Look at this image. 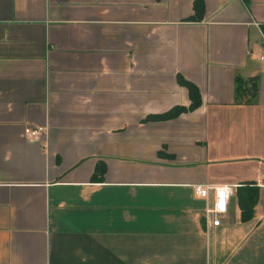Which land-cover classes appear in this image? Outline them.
<instances>
[{
	"label": "crops",
	"instance_id": "crops-1",
	"mask_svg": "<svg viewBox=\"0 0 264 264\" xmlns=\"http://www.w3.org/2000/svg\"><path fill=\"white\" fill-rule=\"evenodd\" d=\"M194 1L0 0V264H264V0Z\"/></svg>",
	"mask_w": 264,
	"mask_h": 264
},
{
	"label": "trees",
	"instance_id": "trees-1",
	"mask_svg": "<svg viewBox=\"0 0 264 264\" xmlns=\"http://www.w3.org/2000/svg\"><path fill=\"white\" fill-rule=\"evenodd\" d=\"M202 8H203L202 0H195L194 10L197 15L200 14V12L202 11ZM260 28L264 36V23L260 25ZM179 83L186 87L188 91V96L190 99V105L188 107H174L173 109L165 113L154 116V118H159V119L170 118L172 116L178 115L181 112H184L187 110H193L200 106L201 94H200L199 88L191 81H188L181 77L179 78ZM242 85H243L242 81L238 80L237 90L240 89ZM248 89L250 93L253 95L256 89L255 84L254 83L251 84ZM257 196H258L257 189L253 186H249V184H244L237 189L238 205L240 207L241 218L243 220H247L250 217H252L254 213V208L257 203Z\"/></svg>",
	"mask_w": 264,
	"mask_h": 264
},
{
	"label": "built area",
	"instance_id": "built-area-1",
	"mask_svg": "<svg viewBox=\"0 0 264 264\" xmlns=\"http://www.w3.org/2000/svg\"><path fill=\"white\" fill-rule=\"evenodd\" d=\"M256 25L259 24L256 23ZM46 131V127H33L25 128L24 133L26 137L30 138L45 134ZM236 187L237 185L233 184L213 185L209 183H197L193 185L195 195L206 200V206L203 214L206 224L209 223L210 216L213 218L210 220L212 225L217 226L221 223V215L225 214L228 201L231 196L234 195ZM211 191L214 193V200L212 203H209Z\"/></svg>",
	"mask_w": 264,
	"mask_h": 264
},
{
	"label": "rangeland",
	"instance_id": "rangeland-1",
	"mask_svg": "<svg viewBox=\"0 0 264 264\" xmlns=\"http://www.w3.org/2000/svg\"><path fill=\"white\" fill-rule=\"evenodd\" d=\"M263 38H264V36H263Z\"/></svg>",
	"mask_w": 264,
	"mask_h": 264
}]
</instances>
